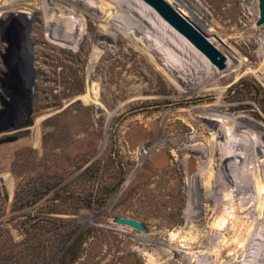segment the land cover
<instances>
[{
    "label": "rangeland",
    "instance_id": "1",
    "mask_svg": "<svg viewBox=\"0 0 264 264\" xmlns=\"http://www.w3.org/2000/svg\"><path fill=\"white\" fill-rule=\"evenodd\" d=\"M168 1L226 55L224 71L137 0L77 1L84 35L65 48L48 38L44 0H0V140L17 139L0 145V264H204L197 252L210 245L191 247L188 210L199 199L204 218L206 189L223 184L219 213L199 232L233 215L243 196L224 180L227 155L264 221L259 2ZM219 130L226 137L214 139ZM217 233L213 246L237 240Z\"/></svg>",
    "mask_w": 264,
    "mask_h": 264
},
{
    "label": "bare ground",
    "instance_id": "2",
    "mask_svg": "<svg viewBox=\"0 0 264 264\" xmlns=\"http://www.w3.org/2000/svg\"><path fill=\"white\" fill-rule=\"evenodd\" d=\"M21 1H27V0H21ZM68 1H70V8L69 9H67L62 4H59V3H56L54 5L53 4L49 5L48 0H44L42 6L40 8V11H42L44 14V19H45V22L47 25L48 38L50 39L52 44H55L58 47H64V48L70 47L73 45H78V43H80L82 40V36L84 35V33L79 32V31L83 30L82 29L83 26L79 21L80 19H78L76 17L77 11H79L77 8V3H78L77 1H81V0H68ZM137 1L142 3L143 6H145L149 10V12L156 17V19L158 18L169 31H172L173 33L176 34L177 37L181 38L182 42L184 44H186L187 47H189V48L191 47L190 49L192 51H194L196 54L200 53L186 39H184L173 28H171L166 22H164L151 7L147 6L141 0H137ZM4 5H5V3H4ZM90 6L92 8H96L94 3L90 4ZM128 9H130V8H128ZM177 9L179 11H181L179 8H177ZM59 11H60V16H56L55 13H57ZM181 12L185 15V13L183 11H181ZM201 55H200V57H201ZM201 59L206 64H207V62H209L203 55H202ZM96 60H97V58H96ZM228 64H229V59L227 61V66H228ZM93 85H96V84H93ZM95 90H96V88H95ZM83 98L86 101H89L88 96H84ZM95 99H96V97H95ZM97 104L100 107H103L102 103L97 102ZM208 110L209 111H215L216 109L214 108V106H211ZM208 115L213 116L212 114H208ZM238 123H239V121H238ZM238 123H237V127H240V124H238ZM261 136H262V139H264V133H262ZM219 137L225 138L226 133L223 130H219L218 132H215L213 134L214 139H217ZM262 146H264V144L259 145V147H262ZM261 152H263V151H261ZM235 157H238V156H236V154H234L233 156L227 155L225 157V161L223 164L224 180L229 181V183L235 185L236 188L238 189V191H240L242 193V196H243L242 199L239 197L241 199V203L237 204L238 206L235 208L233 215L227 216L226 215L227 213L226 214L223 213L222 218L217 223H214L212 228H210L208 226L209 229H208L206 235H203L199 232V229L203 226L205 220L206 219L209 220L212 218L211 215L215 216L219 213V207L221 205V201L219 199V197L221 195V191H220L221 189H219V187L223 188V184H220L218 188L213 187L212 189H206L205 200H204L206 202V204H204L203 210L207 214L205 215L204 218L199 220V217L197 216L198 212H200L199 210L201 209V205L203 206V204H201L200 200L199 199L194 200L190 203V207L188 210L187 223H188V225L192 226L191 229L193 230V232H191L189 234L190 239L192 241V242H190L191 247L192 246L198 247L200 245V247L202 248L206 243H209V245L211 246V247L208 246V250L204 254L202 252H197L201 256H203V255L205 256V254L208 256V260L205 261L204 264H240L241 261H245V259L248 257L247 252L249 251L250 247L252 250L255 249V252H251L253 254L252 256H249V257H251V260H248V261L246 260L247 261L246 264H264V250H263L264 249V221H262L260 219L252 218L254 215L253 214L254 213V211H253L254 203L253 202L255 201V200H253L254 197L252 198V196H254L253 193L255 194V192H253V186L251 185V182L248 179V177L246 179V177L244 176L243 178H245V180H242V178H240V176L237 175V169L239 166L238 161L239 160L235 161V162L232 161V159ZM261 184L259 181L257 184V187L258 188L261 187ZM191 187L194 188L193 185H191ZM231 187H232V185H231ZM12 188L13 187H11V189ZM207 188H208V186H207ZM196 191H197V188H196ZM197 195H199V194H197ZM256 195H257V193H256ZM239 196H241V195H239ZM194 197L196 198L199 196H194ZM222 202L224 205L225 200L224 201L222 200ZM261 207L263 208V204L261 205ZM256 209H258V208H256ZM242 213L247 214V216H245V215L241 216L240 214H242ZM209 214H211V215L209 216ZM231 220L234 224L233 230L228 228L229 221H231ZM210 225H211V223H210ZM256 227L258 228V231H257V233H254L253 229H255ZM219 231H224L228 234L233 232L236 235L237 240L235 238L236 241H233L231 243L227 242L223 246H216V244H215V246H213V244H214L212 242L213 237ZM180 238H181V235L177 234V233H171V235H170V239L172 241H179ZM181 244H182V242H181ZM191 247H190V249H191ZM252 247H255V248H252ZM177 252H178V250H177ZM249 255H250V253H249ZM198 260L200 261V259H198ZM203 260H206V259H203Z\"/></svg>",
    "mask_w": 264,
    "mask_h": 264
},
{
    "label": "water",
    "instance_id": "3",
    "mask_svg": "<svg viewBox=\"0 0 264 264\" xmlns=\"http://www.w3.org/2000/svg\"><path fill=\"white\" fill-rule=\"evenodd\" d=\"M147 6L151 7L159 17L173 28L179 35L186 39L196 50H198L212 65L219 71L227 68V57L220 52L213 43L202 34L181 11L177 10L167 0H141ZM260 17L257 26H264V0H258ZM16 138L0 140V145L14 142ZM3 183V179L1 180ZM113 222L120 226L132 228L139 232H145L144 224L132 218H116Z\"/></svg>",
    "mask_w": 264,
    "mask_h": 264
},
{
    "label": "trees",
    "instance_id": "4",
    "mask_svg": "<svg viewBox=\"0 0 264 264\" xmlns=\"http://www.w3.org/2000/svg\"><path fill=\"white\" fill-rule=\"evenodd\" d=\"M71 246H72V245H71ZM71 246L67 247L65 251L70 252V250L73 248V247H71Z\"/></svg>",
    "mask_w": 264,
    "mask_h": 264
},
{
    "label": "flooded vegetation",
    "instance_id": "5",
    "mask_svg": "<svg viewBox=\"0 0 264 264\" xmlns=\"http://www.w3.org/2000/svg\"><path fill=\"white\" fill-rule=\"evenodd\" d=\"M4 100V99H3Z\"/></svg>",
    "mask_w": 264,
    "mask_h": 264
}]
</instances>
